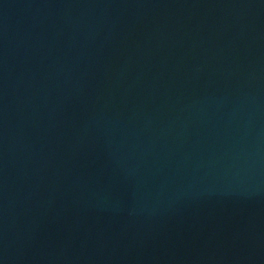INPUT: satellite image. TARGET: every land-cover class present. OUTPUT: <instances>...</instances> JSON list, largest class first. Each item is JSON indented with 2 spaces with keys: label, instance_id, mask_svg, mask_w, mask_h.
<instances>
[{
  "label": "water",
  "instance_id": "obj_1",
  "mask_svg": "<svg viewBox=\"0 0 264 264\" xmlns=\"http://www.w3.org/2000/svg\"><path fill=\"white\" fill-rule=\"evenodd\" d=\"M0 264H264V0H0Z\"/></svg>",
  "mask_w": 264,
  "mask_h": 264
}]
</instances>
